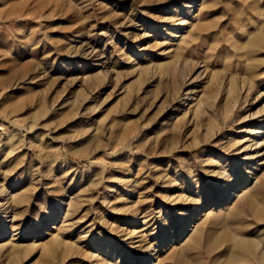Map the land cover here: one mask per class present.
I'll use <instances>...</instances> for the list:
<instances>
[{
	"label": "rangeland",
	"instance_id": "rangeland-1",
	"mask_svg": "<svg viewBox=\"0 0 264 264\" xmlns=\"http://www.w3.org/2000/svg\"><path fill=\"white\" fill-rule=\"evenodd\" d=\"M183 262L264 264V0H0V264Z\"/></svg>",
	"mask_w": 264,
	"mask_h": 264
},
{
	"label": "bare ground",
	"instance_id": "bare-ground-1",
	"mask_svg": "<svg viewBox=\"0 0 264 264\" xmlns=\"http://www.w3.org/2000/svg\"><path fill=\"white\" fill-rule=\"evenodd\" d=\"M196 236H197V235H196ZM196 236H195V237H196ZM197 243H198V237L195 238L194 240H191V242L188 244V246L186 247V249H190V248L196 246ZM184 250H185V249H184ZM185 251H186V250H185ZM180 264H181V263H180ZM183 264H190V263H189V262H183Z\"/></svg>",
	"mask_w": 264,
	"mask_h": 264
}]
</instances>
